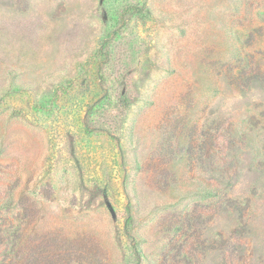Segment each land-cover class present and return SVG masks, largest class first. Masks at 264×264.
<instances>
[{
  "label": "rangeland",
  "instance_id": "rangeland-1",
  "mask_svg": "<svg viewBox=\"0 0 264 264\" xmlns=\"http://www.w3.org/2000/svg\"><path fill=\"white\" fill-rule=\"evenodd\" d=\"M134 1L105 81L109 0H0V264H264V0Z\"/></svg>",
  "mask_w": 264,
  "mask_h": 264
},
{
  "label": "trees",
  "instance_id": "trees-1",
  "mask_svg": "<svg viewBox=\"0 0 264 264\" xmlns=\"http://www.w3.org/2000/svg\"><path fill=\"white\" fill-rule=\"evenodd\" d=\"M114 0H109V7L106 10L107 19L105 21V37L103 41V52H99V73L101 79L107 80L106 74H103L102 68L110 66V59L107 55H111L108 49L112 48L115 44H122V40L128 39L129 35L126 34V25L133 16L141 15L145 12V4L142 1L131 0L129 5L118 8L110 7V3ZM124 38V39H123ZM107 54V55H106ZM108 59V60H107ZM107 64H104L106 63ZM104 64V65H102ZM109 73H113L114 78L112 82L114 88H107L105 94L98 99L94 104L89 106L87 120H91L96 115L103 116L107 114H115L120 120H123L129 108L136 101V94H130L132 90V74L133 67L130 64L123 63L120 69L114 72L112 69ZM117 90L116 92H114ZM114 92V93H113ZM55 105L53 100L44 101L40 106L44 110H49ZM99 129V128H96ZM88 134H92L88 126L84 129ZM110 203L114 207V202L110 198ZM134 220L127 218L125 220L122 231L118 234L119 245L122 247L127 264H141L143 262V252L138 245L131 239V230ZM215 242V239H214Z\"/></svg>",
  "mask_w": 264,
  "mask_h": 264
}]
</instances>
